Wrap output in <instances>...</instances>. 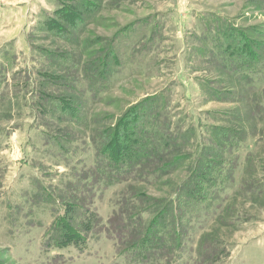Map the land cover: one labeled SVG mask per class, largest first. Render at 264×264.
<instances>
[{"label":"rangeland","instance_id":"1","mask_svg":"<svg viewBox=\"0 0 264 264\" xmlns=\"http://www.w3.org/2000/svg\"><path fill=\"white\" fill-rule=\"evenodd\" d=\"M61 12L80 19L58 35L48 22ZM224 24L264 62L263 0H0V264H264V81L252 88L214 58L202 33ZM150 104L186 136L182 151L178 142L162 158L155 183L143 173L99 186L92 138L143 121ZM228 129L244 140L223 156ZM200 153L203 170H226V199L189 206L181 255L122 254L121 234L136 223L124 202L164 204ZM249 183L259 195L243 194ZM68 206L84 241L59 248L52 232Z\"/></svg>","mask_w":264,"mask_h":264},{"label":"trees","instance_id":"2","mask_svg":"<svg viewBox=\"0 0 264 264\" xmlns=\"http://www.w3.org/2000/svg\"><path fill=\"white\" fill-rule=\"evenodd\" d=\"M75 15L61 12L58 14V19H62V22L54 23L49 20L48 24L52 26L55 32L59 31V33L57 32L58 35H62L61 33L66 32L68 29V24L64 27L63 23L73 22L74 18L80 19L78 15ZM216 29L221 31L222 34L216 32L213 28H209L202 33V36L206 39H204L205 41L209 40L210 44L214 43L212 45V55H214L217 62L226 69L233 70L250 87L257 84L258 77L264 81V62L261 60L263 59V53L255 51L252 43H248L242 32L238 30L239 28L236 29L233 24H224ZM65 105L67 106L66 117L78 120L81 113L79 114L77 109L72 106L75 104L66 103ZM157 107L158 104H150L147 109H142L141 111L144 112L139 116L143 119L141 122H133V118L131 123L123 125L120 121L119 124L109 129L105 138L98 136L92 138L91 143L96 153V160L93 164L97 172L94 171L96 184H99V186L104 185V187L115 186L121 184L130 176L131 179H134L143 173V176L147 175L149 182L155 183L158 175L162 172L158 168L162 158L167 153L173 152L175 150L173 146L178 142L180 143L177 146L182 151V145L186 143V136L183 133H180L182 135L175 133L171 124H166L167 121L164 120L162 115L158 114ZM197 121L199 123L200 119H197ZM201 134L203 132L199 131L198 143L200 144H202L203 139ZM237 134L233 129L225 130L221 134V138L224 139L221 147L223 156L229 150L232 153L233 148L244 140L236 137ZM181 156L186 155L182 154ZM205 159L204 154L200 153L195 163V172L192 173V176H188L183 180L170 198L165 200L164 204H158L157 200L147 197L142 207H140L141 202L138 198H135L133 203H130V201L124 202L120 209L127 208L128 212H131V215H129L131 221L136 223L132 224L131 229L127 228V232L124 231L121 234V243H118V245L122 246V254L134 252L143 262L160 259L158 254L162 251H165V254L169 251H175L172 255H178L179 253L181 255L184 240L187 236L185 220L187 215L190 214L189 206L199 204H202L205 208L220 206L222 204L221 199L224 198L225 193L223 191L226 186L224 182L220 184L219 176L226 170L217 166L221 164L220 162H215L212 169L203 170L205 162H207ZM234 160H236L237 165L236 167H234V164L231 165V171H235L239 164L238 157ZM215 170L219 172L217 176ZM77 175L80 180L88 181L86 180L88 179L86 172ZM231 180L233 183L235 182L233 177H231ZM255 186L254 183L252 185L249 183L248 187L246 186L242 190L243 194H257L259 188ZM137 203L140 209L133 207H136ZM70 207L74 208L76 205ZM69 211L68 206L67 215L58 218L55 222L57 230L55 229V232H52L53 241L59 248L72 245L78 246L84 241L82 234L71 223ZM155 212L157 213L154 214ZM118 213L119 211L116 214ZM151 216L153 217L150 218ZM167 217L171 218V220L169 218L168 224ZM124 220L129 223L126 219ZM56 225L54 228H56ZM131 234L134 235L131 237ZM128 241H132V243H127Z\"/></svg>","mask_w":264,"mask_h":264}]
</instances>
